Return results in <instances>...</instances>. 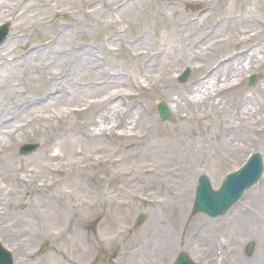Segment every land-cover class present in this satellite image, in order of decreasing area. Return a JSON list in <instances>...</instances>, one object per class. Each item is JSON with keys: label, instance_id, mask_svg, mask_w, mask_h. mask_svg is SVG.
Segmentation results:
<instances>
[{"label": "rangeland", "instance_id": "obj_1", "mask_svg": "<svg viewBox=\"0 0 264 264\" xmlns=\"http://www.w3.org/2000/svg\"><path fill=\"white\" fill-rule=\"evenodd\" d=\"M47 1L39 6L32 0L30 1L32 6L29 9L25 6L18 7V9L26 11L25 15L37 13V16L32 17L30 21L18 19V17L16 19L0 17V27L5 24L10 27V35L0 47V72L6 69V64H11L16 60L21 61L31 52L47 51V42L52 38L57 40L61 38L64 35L61 32L64 30L61 31L60 28H65V26L71 32L72 38L67 40L64 46L58 45L52 48L50 59L55 66L52 72L58 74L56 83L67 86V75L73 69L69 56L72 51L71 46L72 48L77 47L78 53L86 51L90 55L93 52L96 53L99 65L94 69V72L99 75L107 70L106 64L102 63V59L107 55V51L103 48L106 44L111 49L109 52L114 54L115 58H113L118 67L124 46H128V42L141 33L150 37L152 45L153 42H157L156 35L160 33L161 29H165L163 26L180 18L183 21L184 30L188 29L190 38V42L184 40L182 45L191 43V47H196L205 38L211 36L209 42H206L207 46L210 43L221 42L223 36L206 32L205 38L199 40L198 35L204 28L222 25V19L225 20V16L228 15L225 14L226 11L236 16L249 12L254 23L249 28H243L238 22L235 23L231 28L235 40L230 43L225 41L227 45H223L224 49L216 50L214 53H212V49H203V59L200 63L203 64L208 60L205 64L216 65L214 75L210 77L211 82L207 85L216 100L223 96L233 102V108L239 111L241 100L237 102V97L246 93L248 98H252L253 101L252 103L247 99V107L252 110L257 107L255 103L258 95L256 90L264 88V66L259 67L256 61L249 65L248 61H244L245 58L239 57L232 61L234 68L230 70L231 65L227 62L229 59L232 60L233 55H236L234 49L237 45L241 47L240 51L242 52L251 51L257 43L264 45V42H258L261 36L259 38L255 36L258 30L260 33L263 31L264 0H148V2L129 0L135 8L133 16L138 20L135 24L123 21L121 13L124 8L121 10L122 8L115 5L120 1L127 0H71L72 5L59 3L57 0ZM52 6L60 11L58 15L50 13ZM170 8H177L179 12L173 15ZM95 9L96 12H94ZM47 13L49 15H45ZM112 19L115 24L111 26ZM161 19H164V22L161 23ZM194 19L197 22H193ZM248 37L253 39L246 41ZM16 39L20 41L15 42ZM54 56L61 60L54 62ZM257 57V61L261 60L264 53ZM45 63L47 62L40 61L35 64L32 62L29 65H23L21 66L23 71L10 79V84L15 85L19 94L26 99L22 106L15 108L14 114L11 112L14 106L7 97L8 87L0 88V128H2L0 133V226L3 223L2 225L10 228V231L0 232V240L12 252L16 264H92L96 256L102 252L116 264H132V262L133 264H173L182 252L189 254L197 264H258L257 262L264 258V231L259 233L261 236H253L252 233L245 235L242 233L239 223L247 215L252 217L251 212L261 208L258 205V199L261 201L260 197L264 198V191L261 190L264 187V177L257 187L246 193L242 198L243 201H240L241 203L239 202L223 217L211 220L203 215L193 216L192 214L199 177L206 175L213 188L218 190L226 175L242 166L250 154L260 152L264 156V143L262 142L264 133L248 132L247 130L248 133L242 135L237 132L240 129L238 125L240 120H230L228 125L236 124L237 128L232 131V134L238 136V140L228 144L232 146L235 143L239 149L234 155H230L224 150L220 151L221 147L215 142L216 139H212L209 142L211 153L203 161L193 162L187 166V174L190 177L189 187L192 188V192L188 202L185 198L181 199L186 211V214L182 215L179 208L175 209L172 204L169 205V201L173 202L175 193H177L174 186L171 189L172 193L157 196L153 191L159 188L157 184L145 186L142 182V184L127 185L120 184L119 179H113L112 172L117 169H128L132 160H128L127 165L122 166H120L121 164L107 166V163L103 162V159L108 158L117 161L126 155L121 153L122 145L120 146L121 142L118 137L125 129L119 123L117 124V119L110 123L102 121L98 112L103 107L98 108L95 113V109L88 110L89 104L87 105L86 102L69 104L65 110L72 117L63 126V132L57 134L59 131L55 129L54 132L46 131L48 124L40 123L37 120L41 116L47 115L43 108L55 99L50 101L51 98H54V93L52 95L46 93L48 97L43 98L44 90L47 87L42 79L44 74L39 70V67ZM242 64L245 69L241 67ZM196 67V65L181 64L173 72V76L176 77L174 86L180 90H184L183 88L186 86L190 88V84L194 80L204 75V71H196ZM188 68L192 73L189 81L184 85L177 78ZM5 74L6 72L1 74L0 82L4 81ZM253 74L259 76L260 80L255 86L250 87L249 77ZM111 75V78H114L110 79V89L101 93L99 97H87V100L98 102L103 99L102 97L107 98L110 91L116 92L111 93L115 100L108 112L112 113L119 109L120 93L123 88L120 82H114L118 77H121L118 71L114 70ZM77 78L79 77L77 76ZM97 79L95 84L98 83L97 85L100 86L101 79ZM218 81H220L221 88L233 83H237L238 86L228 95L216 96L213 85ZM76 85L86 90L89 87L86 79H76ZM204 91L205 89H201V93H196L195 97L198 99V96L203 95ZM131 92L135 93V89ZM141 99L143 101L140 107L143 106L146 109L148 121L156 122L160 133L175 128L178 123H185L186 121H182L181 116L190 114L186 109L182 112L177 111L175 105L164 96L155 97L143 91ZM160 102L166 103L172 109L173 122L169 123L160 119L157 111V104ZM89 112L96 115L94 124L91 122L90 124L88 121ZM201 114L204 115V112ZM207 120L204 119L200 125L194 124L192 130L195 134L190 137L197 136V139L200 140L198 135L200 132H205L206 125L214 133L217 132L225 118L221 116ZM26 123H32L35 126L26 134H22L26 136L18 137L12 134L14 126ZM38 126L39 132L36 131ZM79 129L83 132L89 129L90 133L97 136V139H94L95 143H91L86 150H83L81 146L86 137L81 135L75 139L73 136ZM228 130L230 129L228 128ZM103 132L105 135H101ZM10 134L14 136L15 140L9 137ZM43 135L48 137L45 138ZM26 144L39 145V149L30 156H23L20 154V148ZM67 148H71L72 153L74 152L71 161L79 159L83 151H85V155H90L93 159L83 163V165H88L86 176H79L73 167L69 168V175L74 178L72 179L74 183L70 182L71 185L62 184L59 190L62 189L63 193L71 192V194L63 195L59 201L56 199L36 200L26 197L24 199V202L28 203L26 208L33 213L30 215L23 214L27 211L24 209L13 210L12 205L15 201L8 188L9 173H11V180L17 184L21 191L24 192L26 187H35L34 185H24L25 183L21 179L28 178L29 175L20 169L13 173V168L22 163V168L30 172H37V165L45 155L50 158L45 165L59 167L58 163H65L67 160H62L65 158L64 155L56 160V155ZM37 179V183H43V181L52 180L53 176L48 173V176L40 177L37 174ZM162 188L165 189L166 186ZM134 194L139 199H134ZM255 194L258 197H254ZM45 201L53 202V207L51 209L44 208ZM122 202H125L126 206H121ZM166 203L169 206H166ZM1 214L5 215L4 219H1ZM73 214L74 216H72ZM140 214L146 215L147 220L143 225L138 226L137 218ZM257 214L261 215V211ZM258 217L260 220L253 225L254 230L259 229L262 225L264 227V214ZM180 218L182 220L179 225ZM153 222H155V228L152 225ZM163 242L167 244L163 245ZM219 242H223L225 246ZM250 242H255L256 246L253 255L248 256L246 249ZM44 243H48V248L45 254H39L40 247ZM149 249L153 250L149 252ZM242 261L243 263H241Z\"/></svg>", "mask_w": 264, "mask_h": 264}, {"label": "bare ground", "instance_id": "obj_2", "mask_svg": "<svg viewBox=\"0 0 264 264\" xmlns=\"http://www.w3.org/2000/svg\"><path fill=\"white\" fill-rule=\"evenodd\" d=\"M30 1L32 0H0V17L2 16L4 19L7 17L16 19L18 17V19L22 18L26 21H30L32 17L37 16V13L33 12L30 15H25L26 11H24V9H18V7L22 8L24 6L28 9L31 8L32 5ZM33 1L39 6H41L42 3L48 2L47 0ZM57 1H59V3L73 4L71 0ZM144 1L148 2V0H142V2ZM115 5L122 8L121 10L124 8L121 13L123 21H127L130 24H135V22L138 21L134 19L133 15L135 14V8L129 0L120 1ZM170 11L173 15L179 12L177 8H170ZM94 12H96V9ZM50 13L56 16L60 13V11L56 10L55 7L52 6ZM225 14L228 15L225 16V20L222 19V25L204 28L202 33L198 35L199 40L205 38L206 32L210 34L214 33L217 36H223L222 41L219 43H210L206 46V42H209L208 40L212 38L210 36L209 38H205L201 41L196 47H191V43L183 46L182 42L184 40H186V42H190V38L188 36V29L184 30L183 21L180 18H177L173 22L163 26L165 29H161L160 33L156 35L157 42H153L152 45L150 44V37L144 33H141L139 36L131 39L128 42V46H124V51L118 67L116 65L117 62L114 61V54L109 52L111 49L109 48V45L106 44L103 48L107 51V55L102 60V63L106 64L105 67L107 70L99 75H96L94 72V69L99 65L97 63L98 58L96 57V53L93 52L91 55L88 51L78 53L76 51V47L72 48L71 46L72 51H70L69 56L70 61H72L73 64V69L68 73L66 78V85L68 87L56 83L58 82L56 81L58 74H54L52 72L55 66L50 59V54L53 50L52 48H55L58 45L64 46L67 40L72 38L71 32L67 31L64 27H61L60 30H64V35L58 40L52 39L47 42V51H34L23 57L21 61L16 60L11 64H6V69L0 72V76L2 73L6 72L4 81L0 82V88L2 86H6V88L8 87L7 97L14 106L11 111L13 112L16 107L22 106L26 99H24V96L19 94V90L15 88V85L10 84V79L18 76L20 72L23 71L21 70V66L29 65L32 62L35 64L40 61H46L47 63L39 67V70H41L44 74L42 79L45 81L44 84L47 87V89L44 90L43 97H48L47 94L52 95L54 93L55 95V97L51 98L50 101L55 100L52 103H49L47 107L43 108V111L47 113V115L44 117L41 116V118L37 120L40 123L45 122L48 124L46 131L51 130L54 132L55 129L59 131L57 134L63 132V126L72 117V115L65 110L69 104L86 102L87 105L89 104L87 106L88 110L92 111L95 109V113H97L98 108L103 107L98 112L100 119L102 121H107L108 123L117 119V124L119 123V125H122L121 127L125 129V131L118 137L121 142H119L120 146L122 145L121 153L126 154L120 160L113 161L108 158L103 159V162L107 163V166L117 164H121L120 166H122L124 164L127 165L126 163L128 160H132L128 169L114 170L111 174L113 179H119L120 184L127 185L138 183L142 184V182L145 186H153L154 184H157L159 185V188L153 190L155 193L154 195L157 196L170 194L171 189H173L172 186H174L177 193H175V199H173V202L169 201V205L172 204L175 209L179 208L180 213L185 215L186 211L183 207L181 199L185 198L186 202H188L191 198L190 193L192 192V188L189 187L190 177L187 174V166L193 162L203 161L208 154L211 153L209 142L212 141V139H216L215 142L219 144V147H221L220 151L224 150L230 155H234L239 149V147L235 146V143H233L232 146L228 144L232 141L235 142L238 140V136L236 137V135L232 134V131L237 128L236 124L230 123L228 125V122L235 119L240 120V124H238L240 129L237 132L242 135H246L251 131L260 134L264 133V88H257L256 90L258 94L255 102L257 107L252 110L246 106L245 108L237 111L233 108V102H230L229 99H225L223 96H221L219 100L214 98L211 91L207 88V85L211 82L210 75H207L205 78H201L200 81L190 88L186 86L183 88L184 90H180L174 86L173 72L179 68L181 64H188L189 66L196 65V70L199 72L204 71L208 74L207 72L211 70L212 64H205L208 60L203 63L204 65L200 63L203 59V49H212V53L216 50L220 51L224 49L223 45H227L225 41L230 43L235 40L231 29L235 23L238 22L241 26H243V28H249L254 23V19L252 16H249V12H245V15L239 16H236L228 11H226ZM45 15H49V13ZM160 22H164V19H161ZM114 24L115 21L112 19L110 25L112 26ZM202 25L203 24L201 22V26ZM262 28V33L258 30V33L255 35L258 38L261 36L260 39L264 37V35H262L264 34V26ZM252 39L253 38L248 37L246 41H251ZM122 40L124 41L123 38ZM18 41L20 40H15V42ZM262 53H264V45L261 46L260 43V47L250 53L242 55V57L245 58V62H249V65L254 64L256 61V64L260 67L264 66V57L257 61V55ZM60 60L61 58L56 56L53 57L54 62ZM230 65V70H232L234 65L232 63ZM241 67L245 69L243 64ZM114 70L118 71L121 76L114 82H120L123 89L120 93L121 102H119V109L111 113L108 112V109L112 105L113 100H115L111 93L114 94L116 92L110 91L111 93L107 95V98L104 99V97H102L103 99L98 102L88 101L87 97L96 98L99 97L101 93H105V91L109 90L110 79L114 78H111V74ZM77 76L79 78H77ZM97 78L101 79L100 86L97 85L98 83L95 84V82L98 81ZM76 79H86L89 83L87 90L77 87ZM219 83L220 81L213 85L216 96H219L220 94H227L229 90L232 89V86H223L221 88ZM134 89L135 93H132L131 91ZM201 89H205V91L203 95H200L197 99L194 95L199 93ZM143 91L148 92L155 97H166L175 105V109L177 111L182 112L186 109L190 112V114L181 116L182 121L186 122L178 123L175 128L167 131L164 130L165 132L160 133L159 126L156 122L148 121L146 109H144L143 106L140 107L143 101L141 99ZM56 94L58 95L56 96ZM246 97V94L238 96L237 102L243 99L240 103L246 104ZM251 102L253 103L252 100ZM201 112H204V115H202ZM221 116H224L225 121L221 124V127L217 132L214 133L210 130V127L206 125L205 132H200L198 135L200 136V140L197 139V136L190 137V135L195 134L192 130L194 124L200 125L204 119L211 120L213 117L220 118ZM95 119L96 115L89 112V123H95ZM103 123L106 124V122ZM55 124L56 126H54ZM33 127L35 126H33L32 123L14 126L12 134L18 137L26 136L22 134H26L29 130L33 129ZM227 127L230 130H228ZM1 130L2 128H0V133ZM36 131H40L39 126ZM81 135L86 137L81 145L83 150H86L91 143H95L94 139H97V136L90 133L89 129L85 132L79 129L73 136L75 139H78ZM101 135H105V133L103 132ZM14 136L10 134L9 137L15 140V138H13ZM43 136L45 138L48 137L47 135ZM73 136H71L72 139ZM262 140L264 143V138ZM73 153L71 148H67L66 150H63L62 153H58L56 155V160H58L61 155L65 156L62 160H67L65 163H58L59 167L45 165V163L50 160L49 156L45 155V157L40 160L37 165V172H30L22 168V163L15 166L13 168V173L15 170L20 169V171L23 170V172H26L27 175H29L28 178L21 179L23 183H25L24 185H34L35 187H26L24 192L21 191L17 184L11 180V173H9L8 188L9 191H11L13 200L15 201L12 205L13 210L18 211L24 209L27 211L23 212V214H33L28 208H26L28 206V203L24 202L26 197L36 200L56 199L59 201L63 195H70L71 192L63 193L62 189L59 190L62 184H69L70 182L74 183V181H72L74 178L69 175V168L73 167V170H75L79 176H86L88 165H83V163L93 160L90 155H85V151H83L79 159L71 161L73 159L71 158ZM48 173L53 176L52 180L37 183V174L40 177H46L48 176ZM163 186H166V188L163 189ZM261 190L264 191V187ZM254 197L258 196L255 194ZM133 198L139 199V197L137 198L135 194L133 195ZM260 199L261 201L258 199V205L261 208L256 211H261L262 215L264 214V198L260 197ZM169 205L166 203V206ZM121 206H126V203L122 202ZM52 207L53 202L45 201L44 208L51 209ZM256 211L251 212L252 217L247 215L246 218L239 221L241 225L240 229L245 235L252 233L253 236H261L259 233L264 231L263 225L260 226L259 229H253L255 222L260 220V217L258 216H261L258 215V212L256 213ZM245 212L247 213V211ZM1 216V219L5 218V215L1 214ZM72 216H74V214ZM181 220L182 219L180 218L179 225L181 224ZM2 224L0 226V232L5 233L4 230L10 231L8 226ZM152 225L155 228V222H153ZM162 244L165 245L167 243L163 242ZM152 250L153 249H149V252ZM262 259L257 263L264 264V258ZM243 261L241 263H243Z\"/></svg>", "mask_w": 264, "mask_h": 264}, {"label": "water", "instance_id": "obj_3", "mask_svg": "<svg viewBox=\"0 0 264 264\" xmlns=\"http://www.w3.org/2000/svg\"><path fill=\"white\" fill-rule=\"evenodd\" d=\"M6 28L2 29L0 33V42L4 39ZM187 75L182 78V81L186 79ZM255 79H252V83ZM161 116L163 118H170V114L166 106L161 105L159 107ZM32 148H24L22 151L31 150ZM262 163L260 156H254L248 166L240 172L230 175L228 180L223 186V189L215 193L211 190L208 180L203 177L200 180V187L198 189L196 203L194 211L204 212L210 216L223 215L226 210L233 206L236 201L242 196L244 191L255 184L261 175ZM252 247L249 249L251 251ZM4 257H3V256ZM9 256L2 252L0 248V264H10ZM180 264H192L187 259L183 258Z\"/></svg>", "mask_w": 264, "mask_h": 264}]
</instances>
